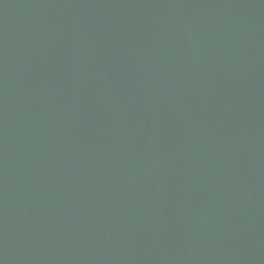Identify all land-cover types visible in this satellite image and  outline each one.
I'll list each match as a JSON object with an SVG mask.
<instances>
[{
	"label": "water",
	"instance_id": "95a60500",
	"mask_svg": "<svg viewBox=\"0 0 264 264\" xmlns=\"http://www.w3.org/2000/svg\"><path fill=\"white\" fill-rule=\"evenodd\" d=\"M0 264H264V0H0Z\"/></svg>",
	"mask_w": 264,
	"mask_h": 264
}]
</instances>
